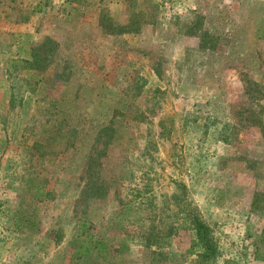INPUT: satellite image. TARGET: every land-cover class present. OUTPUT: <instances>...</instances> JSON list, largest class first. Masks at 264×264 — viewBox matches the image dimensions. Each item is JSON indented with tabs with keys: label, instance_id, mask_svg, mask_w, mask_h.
I'll use <instances>...</instances> for the list:
<instances>
[{
	"label": "rangeland",
	"instance_id": "374dc122",
	"mask_svg": "<svg viewBox=\"0 0 264 264\" xmlns=\"http://www.w3.org/2000/svg\"><path fill=\"white\" fill-rule=\"evenodd\" d=\"M181 199L212 264H264V0H0V264H69L80 233L108 253L77 264H194Z\"/></svg>",
	"mask_w": 264,
	"mask_h": 264
},
{
	"label": "trees",
	"instance_id": "16d2710c",
	"mask_svg": "<svg viewBox=\"0 0 264 264\" xmlns=\"http://www.w3.org/2000/svg\"><path fill=\"white\" fill-rule=\"evenodd\" d=\"M141 16L132 14L130 21L131 25H123L121 27L109 24L107 27L111 29L109 34H114V30L124 28V30L116 34H136L140 32V28L145 24V21H141ZM106 27V28H107ZM46 46L41 45L32 48V52L29 59L20 61L23 66V70H30L33 72H44L49 67L50 58L54 55L52 50L53 47H57V43L49 38H45ZM46 47V50L43 48ZM59 79L66 81L69 77H62L60 74ZM44 77H40L38 80H25L24 84L27 86L36 85L44 81ZM10 95L8 98V110L13 111L16 106H20L26 93L32 94L35 89L20 91L13 83L10 85ZM183 199L178 203V209L182 214L183 220L190 226L194 231L195 238L191 243L190 252L194 254V264H212L217 255V246L212 237L211 229L206 225L199 217L197 208L187 204H182ZM81 232L86 229L85 222H81ZM82 238H77V246L72 251L69 259V264H77V262L83 258L91 257L95 252L98 256L106 255L108 243L101 239L95 238L92 234L80 233Z\"/></svg>",
	"mask_w": 264,
	"mask_h": 264
}]
</instances>
